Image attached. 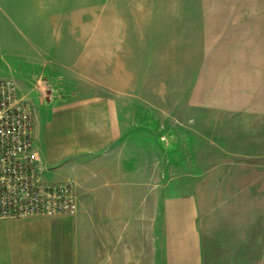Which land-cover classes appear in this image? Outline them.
<instances>
[{"label": "crops", "instance_id": "crops-1", "mask_svg": "<svg viewBox=\"0 0 264 264\" xmlns=\"http://www.w3.org/2000/svg\"><path fill=\"white\" fill-rule=\"evenodd\" d=\"M129 2L132 16L158 17L144 30L195 33L185 105L194 119L166 120L165 107L134 104L137 89L104 80L92 92L54 88L51 101L36 92L45 178L73 181L78 211L0 219V264H204L206 239L225 244L264 220V0ZM0 15V78L29 92L51 61L21 57L19 73L6 44L11 11Z\"/></svg>", "mask_w": 264, "mask_h": 264}, {"label": "rangeland", "instance_id": "rangeland-1", "mask_svg": "<svg viewBox=\"0 0 264 264\" xmlns=\"http://www.w3.org/2000/svg\"><path fill=\"white\" fill-rule=\"evenodd\" d=\"M129 4V0H0V10L11 11L6 44L19 73L24 74L21 57L29 63L36 57L45 64L51 61L33 90H19L32 100L38 93L42 101H51L54 88L92 92L104 80L125 92L137 89L140 100L134 104L165 107L171 115L167 113L166 120L194 119L185 105L194 75L195 33L144 30L143 22L158 17L132 16ZM36 9L41 14L38 17ZM4 19L9 17L0 15L1 42ZM123 103L132 101L125 97ZM163 115L156 113V120L163 121ZM172 131L179 136L178 128ZM178 148L173 144V151ZM178 165L173 161V175L179 173ZM203 263L264 264V220H254L249 233L225 244L206 239Z\"/></svg>", "mask_w": 264, "mask_h": 264}, {"label": "built area", "instance_id": "built-area-1", "mask_svg": "<svg viewBox=\"0 0 264 264\" xmlns=\"http://www.w3.org/2000/svg\"><path fill=\"white\" fill-rule=\"evenodd\" d=\"M30 98L11 78H0V219L73 215V181L49 182L34 146Z\"/></svg>", "mask_w": 264, "mask_h": 264}]
</instances>
